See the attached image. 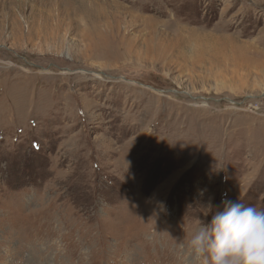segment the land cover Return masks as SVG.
I'll return each instance as SVG.
<instances>
[{"label": "rangeland", "instance_id": "1", "mask_svg": "<svg viewBox=\"0 0 264 264\" xmlns=\"http://www.w3.org/2000/svg\"><path fill=\"white\" fill-rule=\"evenodd\" d=\"M225 201L264 211V0H0V264H202Z\"/></svg>", "mask_w": 264, "mask_h": 264}, {"label": "clouds", "instance_id": "2", "mask_svg": "<svg viewBox=\"0 0 264 264\" xmlns=\"http://www.w3.org/2000/svg\"><path fill=\"white\" fill-rule=\"evenodd\" d=\"M202 264H264V211L225 201L189 241Z\"/></svg>", "mask_w": 264, "mask_h": 264}, {"label": "bare ground", "instance_id": "3", "mask_svg": "<svg viewBox=\"0 0 264 264\" xmlns=\"http://www.w3.org/2000/svg\"><path fill=\"white\" fill-rule=\"evenodd\" d=\"M139 4V3H138ZM119 5V4H118ZM147 6V5H146ZM114 7V6H113ZM118 9V8H117ZM164 28V27H163ZM178 32V31H177Z\"/></svg>", "mask_w": 264, "mask_h": 264}]
</instances>
